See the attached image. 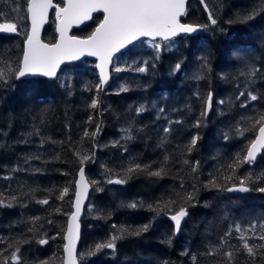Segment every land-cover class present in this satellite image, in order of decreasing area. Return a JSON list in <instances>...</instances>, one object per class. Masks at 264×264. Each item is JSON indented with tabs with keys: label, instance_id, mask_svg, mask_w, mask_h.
Wrapping results in <instances>:
<instances>
[{
	"label": "trees",
	"instance_id": "16d2710c",
	"mask_svg": "<svg viewBox=\"0 0 264 264\" xmlns=\"http://www.w3.org/2000/svg\"><path fill=\"white\" fill-rule=\"evenodd\" d=\"M205 2L217 24H210L197 0H188L181 22L208 27L195 37L175 40L168 51L144 54L147 72L136 77L131 72V78L121 74L119 78L127 91H97L99 80L90 60L65 66L55 80H17L14 76L7 83L0 80V200L12 203V207L0 206L3 257L20 247L27 264L41 260L62 264L76 175L84 167L86 176L104 170L113 180L126 182L111 184L114 187L105 184L101 190L92 187L87 204L92 206L90 219L85 216L86 206L81 220L79 264H221L226 260L221 253L230 250L229 245L239 249L234 264H245L248 258L235 226L249 237V225L255 223L257 233L261 231L264 193L252 190L231 196L225 189L248 176L252 177L246 180L250 188L264 187V151L255 163L235 165L234 171L229 167L246 155L258 126L247 129H251L253 118L264 113V14L242 19L260 0ZM57 3L62 6V0ZM101 20V15L94 16L72 35L87 37ZM24 40L18 33L0 34V59L11 53L16 67ZM42 40L56 41L53 17ZM177 63L181 68L174 71ZM251 67L260 72L249 81ZM66 70H72L70 82H63ZM197 75L202 78L197 80ZM241 91H251L259 99L242 107L246 97L236 99ZM209 92L212 109L202 116ZM93 99L99 100L95 109L90 107ZM140 106L145 111L138 113ZM97 125L100 130L92 137ZM35 129L39 135H28ZM85 131L90 135L85 137ZM127 135L133 138L126 139ZM193 137H198L197 143L188 151ZM76 153L92 159L81 165ZM135 164L144 170L126 173ZM161 168L163 175L149 174ZM226 176L232 179L226 181ZM212 180L220 187L210 186ZM65 187L69 193L60 200ZM109 188L114 189L111 192ZM189 193L193 194L191 201L185 199ZM43 199L49 203L37 202ZM133 203L135 208L128 206ZM180 207L188 214L176 237L170 217ZM33 217L41 219L33 221ZM144 225H150L147 232L118 239L115 251H96L97 244L119 236L121 229L131 232ZM30 227L35 230L30 232ZM229 230L228 243L223 244L221 238ZM40 238H49V243L40 245ZM249 243L264 241L253 237ZM209 251L216 254L209 256Z\"/></svg>",
	"mask_w": 264,
	"mask_h": 264
},
{
	"label": "snow or ice",
	"instance_id": "6c2138e0",
	"mask_svg": "<svg viewBox=\"0 0 264 264\" xmlns=\"http://www.w3.org/2000/svg\"><path fill=\"white\" fill-rule=\"evenodd\" d=\"M15 5L11 8V12L18 13L19 20L30 21V30L27 31L24 41L22 58L20 60L19 66L15 69L11 67L7 71L0 70V80L7 83V78L10 75H14L16 79L24 77L28 74H40L45 77H56L57 70L60 68L61 64L66 61H73L79 59L81 56L89 55L95 56L99 59L100 63L96 65L100 69V84L97 86V91H99L103 85L107 84L109 80L108 66L112 62L113 55L120 51L122 48L133 41L138 40L140 37H150L153 41L159 37L163 41H172L173 38L181 33L190 34L197 32L201 28H207L208 25H193L181 23L180 18L187 14V0H62L63 6L60 3L54 4L53 0H24V12L21 13V6L12 0ZM200 3L204 6V10L207 12L208 20L211 25L217 24V19L214 17L213 11L210 9L208 3L205 0H200ZM55 10V17L57 22L56 31L59 34L58 40L54 43H44L40 39V30L43 28L44 24L48 21L49 10ZM102 12L103 19L98 23L95 30L85 38H79L76 36L69 35V30L73 25L83 24L85 21L93 19V13ZM264 14V0H260L257 7H254L251 12L245 15L242 19L249 20L253 19L257 14ZM9 13L0 10V32L2 33H19L20 26L16 20L8 19ZM153 47L159 52L161 45L159 43H154ZM159 57L157 56V59ZM206 63V62H205ZM181 64L177 63L175 65L174 71H179ZM122 69L116 68L115 71L119 72ZM139 72H147V62L145 66L136 69ZM260 72L257 67H251L247 72V78L249 81L254 80L256 75ZM244 75V73H242ZM197 80L201 79L200 75L195 77ZM121 91H127V88H121ZM199 96V93H196ZM240 97H246L245 103L242 107H247V101H257L259 97L248 91L247 94L244 91L239 93ZM213 96L209 92L205 100V108L201 113L202 116H207L208 112L212 109ZM223 104L224 101H219ZM99 100L93 99L91 101L90 107L95 109L98 107ZM145 111L144 106H140L137 112ZM163 112V109L160 110ZM91 117H89V122H91ZM252 127L247 130H254L258 126V134L250 142L246 150V155L242 159H238L234 165L229 167L235 170V165L251 164L256 160L257 154L264 150V113H261L257 118L252 119ZM199 126V121L197 125ZM100 127L97 125L96 132L91 133L92 137H95L99 132ZM130 132V129L125 130ZM169 129L165 128L164 132H168ZM39 135V129H35L34 133H29L28 135ZM89 132L85 131L84 136H89ZM243 135V132H241ZM131 135H127L126 139H132ZM198 137H193L190 142V147L188 151H191L197 143ZM79 157L81 165L92 159L89 155H80L76 153ZM167 160V157L165 158ZM185 163H188L185 161ZM199 162L192 167V171H196ZM143 167L140 164H135L126 169V173L131 174L137 171H143ZM153 176H161L164 174V169L161 168L158 171L149 172ZM231 176H226L225 180H231ZM256 179H261L257 177ZM247 181H251L252 177H244L239 180L238 185H233L226 188V191H239V192H249L252 190L264 193V187H257L255 189L250 188ZM108 183L122 184L125 183L124 179H109ZM76 183L75 191V211L71 213L70 219L67 225V233L64 237L67 243L63 246L64 253L66 254L63 264H78L77 254H76V242L79 238V223L78 219L81 214L82 203L87 195L89 184L85 179L84 168L79 169V179ZM95 183V182H93ZM212 187H220L215 180L209 182ZM100 190V189H97ZM69 193V188L65 187L60 192L58 199L63 200L65 196ZM12 201L16 200L13 196ZM185 199L191 201L193 199V194L189 193ZM40 204L47 205L49 203L48 199H43L37 201ZM0 206L12 207V203H5L0 200ZM129 207L135 208L137 205L135 203L128 205ZM167 208V204L164 206ZM162 210V209H158ZM59 211V209H56ZM170 211V209H169ZM187 210L185 207H180L175 214L171 215V220L175 222L174 234L179 232L181 229V222L183 218L187 215ZM33 221H38L40 217H33ZM49 224L52 223L51 220L48 221ZM150 225H144L140 229L133 230L129 232L127 229H121L120 235H113L107 242L100 243L96 245V251L103 248L116 250V241L122 239L125 235H140L142 232H147ZM260 232L257 233V224L253 223L249 225L247 232L252 234L251 237L245 234V230L239 225L235 226V231L240 233L239 239L242 241V249L246 252L247 261L245 264H264V243L259 245H252L249 243V239L256 238L260 241H264V224L259 225ZM34 227H30L29 231H34ZM231 235V230L221 238L223 244L228 243V237ZM50 239H55L51 237ZM26 243L28 241H25ZM40 245H46L49 243V238H40L37 240ZM228 251L221 253L225 256L226 260L221 262V264H234L237 257V251L239 249H233L229 245ZM218 251V249H217ZM216 252L209 251L208 255H215ZM0 264H27L24 260L20 247H16L14 251L11 252L10 256L3 257V253H0ZM196 261V257L192 258ZM38 264H49V261L41 260Z\"/></svg>",
	"mask_w": 264,
	"mask_h": 264
},
{
	"label": "rangeland",
	"instance_id": "374dc122",
	"mask_svg": "<svg viewBox=\"0 0 264 264\" xmlns=\"http://www.w3.org/2000/svg\"><path fill=\"white\" fill-rule=\"evenodd\" d=\"M16 2L21 6V13L24 12V0H16ZM15 5L12 3V0H0V7L1 10L9 13L8 19L9 20H16L20 26V31L18 33L19 37L26 36V33L28 31V23L27 20H19L18 13L11 12V8ZM3 22V21H2ZM205 31L202 29L201 34H204ZM18 38L15 40L17 43ZM154 43H159L161 45V48L159 52L153 47ZM175 43V40L168 41V42H160V41H149V40H142L134 44L131 48V51L128 53H125L124 55H121L119 57H116L113 60V69H114V75L111 77V81L109 84L105 87L106 93H113V92H119L121 91V88H125L124 84H122V80L119 79L121 74H124L125 77L131 78L129 75L131 72L136 77L137 73L142 74V72H137L136 69L142 66H145V62L147 60L144 58V54L149 53L152 56L158 55L162 51H168ZM9 58L0 59V70L7 71L9 67L12 69H15L18 67L14 66V60H12V54L10 53L8 55ZM86 66V65H85ZM116 68L122 69L121 71L117 72L115 71ZM125 72V73H124ZM72 70H66L65 75H63V82H70V79L72 78ZM14 75H10V78H7V81H9ZM61 78V77H60ZM3 81V80H1ZM4 82V81H3ZM88 178H90L91 187H95L97 189H102L105 184H109L110 187H114L111 185V183H108L107 180L113 179L110 178L109 175L104 171H98V172H88ZM95 182V183H93ZM114 189V188H113ZM112 188H109V190L112 192ZM88 207V208H87ZM87 210L85 212V216L90 219L91 210L90 208L92 206H87ZM79 252V251H78Z\"/></svg>",
	"mask_w": 264,
	"mask_h": 264
},
{
	"label": "water",
	"instance_id": "95a60500",
	"mask_svg": "<svg viewBox=\"0 0 264 264\" xmlns=\"http://www.w3.org/2000/svg\"><path fill=\"white\" fill-rule=\"evenodd\" d=\"M199 2V4L201 5V7L203 8L204 10V6L200 3V0H197ZM53 3L56 4V0H53ZM187 3H188V0H187ZM63 6V4H62ZM187 7V5H186ZM204 12L207 14V12L204 10ZM96 15H102V19H103V13L102 12H96V13H93V17L96 16ZM51 17H53L54 19V25H55V35H56V40H58L59 38V34L58 32L56 31V28H57V22H56V17H55V10L54 9H51L49 10V13H48V21L47 23L44 24L43 28L40 30V39L42 40V36H43V32H44V29L47 27ZM184 16H182L180 18V20H182ZM91 22V20H88V21H85L83 24H80V25H73V27L69 30V35L73 36L72 35V32L74 30H79L81 29L82 27L86 26L87 24H89ZM27 23H28V31L30 30V21L27 20ZM182 23V22H181ZM97 27V26H96ZM95 30V29H94ZM200 31L201 29H199L197 32H193V33H190V34H185V33H181L179 34L178 36H176L175 38H173V40H177L179 38H184V37H195L197 35L200 34ZM0 34L4 35V36H15L17 33H2L0 32ZM142 40H149V41H153L150 37H140L138 40H135L133 41L132 44H129L127 45L126 47L122 48L120 51L116 52L113 57H112V62L111 64L108 66V73H109V80L107 82V84L109 83L110 81V77H111V67H112V64H113V60L114 58L119 54V53H123L124 51H126L127 49H129L130 47H132L134 44H136L137 42L139 41H142ZM25 41V40H24ZM43 41V40H42ZM155 41H161V42H168V41H163L161 40L159 37L156 38ZM45 43V42H44ZM23 47H24V42H23V45H22V53H23ZM21 58H22V55H21ZM20 58V60H21ZM83 60H90V61H93L95 63V71H96V74H97V77H98V80H99V84H100V69L96 67L97 64L100 63L99 59L95 56H89V55H84V56H81L79 59L77 60H73V61H66L65 63L61 64L60 68L57 70V75L56 77H45L43 75H40V74H28L24 77H21L17 80H32V79H44V80H55L59 74V72L65 67V66H69V65H72V64H77ZM20 63V62H19ZM19 66V65H18ZM103 85V87L101 88V90H103L105 88V86L107 85ZM211 111V110H210ZM210 111L208 112V114L210 113ZM257 134H258V131H257ZM256 134V135H257ZM264 150H262L260 153L257 154V157H256V160L262 155ZM256 160L253 162L255 163ZM247 164V163H245ZM252 164V163H251ZM84 168V167H83ZM84 171H85V179L86 181L88 182L89 184V187H88V191H87V195L86 197L84 198L83 200V203H82V209H81V214L79 216V219H78V223H79V238L76 242V254H77V261H78V251H79V247H80V241H81V220L83 218V215H84V211H85V208L88 204V200H89V196H90V193H91V185L89 183V180L87 179V176H86V170L84 168ZM79 179V170L77 172V175H76V180L75 182ZM112 185L114 186H119L120 184H116V183H111ZM75 187V191H76V183L74 185ZM75 191H74V194H75ZM228 194L232 195V196H237V195H240L242 194L243 192H239V191H232V192H229L227 191ZM74 202H75V195H74V198H73V201H72V206H71V213H73L75 211V207H74ZM70 213V215H71ZM70 215L67 219V223H66V228H65V232H64V236H63V246L67 243L66 239L64 238L66 236V233H67V225H68V222H69V219H70ZM186 219V216L183 218L182 222H181V226L183 224V222L185 221ZM170 222L172 223L173 225V229L175 228V222L171 220L170 218ZM179 234V232L175 233V236L177 237ZM63 246H62V264H63V260L66 256V254L64 253V250H63ZM79 264V262H78Z\"/></svg>",
	"mask_w": 264,
	"mask_h": 264
},
{
	"label": "flooded vegetation",
	"instance_id": "af4514ba",
	"mask_svg": "<svg viewBox=\"0 0 264 264\" xmlns=\"http://www.w3.org/2000/svg\"><path fill=\"white\" fill-rule=\"evenodd\" d=\"M101 16H102V15H101ZM82 28H83V27H82ZM160 42H161V41H160ZM130 48H131V47H130ZM127 50H129V49H127ZM127 50H126V51H127ZM126 51H124L123 53H119L116 57H119V56H121V55H124V53H125ZM116 57H115V58H116ZM115 58H114V59H115Z\"/></svg>",
	"mask_w": 264,
	"mask_h": 264
},
{
	"label": "bare ground",
	"instance_id": "6f19581e",
	"mask_svg": "<svg viewBox=\"0 0 264 264\" xmlns=\"http://www.w3.org/2000/svg\"><path fill=\"white\" fill-rule=\"evenodd\" d=\"M183 18H184V17H183ZM112 65H113V64H112ZM111 68H112V67H111ZM110 79H111V77H110ZM109 82H110V81H109ZM107 85H108V84H107ZM107 85H106V86H107ZM106 86H105V87H106ZM227 193H228V192H227ZM229 195H230V194H229ZM231 196H232V195H231Z\"/></svg>",
	"mask_w": 264,
	"mask_h": 264
}]
</instances>
